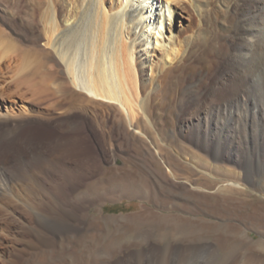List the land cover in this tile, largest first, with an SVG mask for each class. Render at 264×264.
<instances>
[{
  "label": "bare ground",
  "instance_id": "obj_1",
  "mask_svg": "<svg viewBox=\"0 0 264 264\" xmlns=\"http://www.w3.org/2000/svg\"><path fill=\"white\" fill-rule=\"evenodd\" d=\"M173 75L185 77L190 89L202 87L203 107L212 106L198 122L179 126L199 141L191 159L164 140L162 133L171 129L158 127ZM37 86L51 89L50 107L57 112L49 118L52 124L68 125L59 134L35 128L42 123L36 115L8 111L17 92L25 87L36 97ZM89 105L114 109L118 126L132 127L155 148L150 157L163 177L181 184L183 194L172 193L173 200L188 196L205 204L220 182L227 184L216 194L224 197L243 193L238 187L245 183L257 185L263 171L255 163L264 157V0H0V106L6 109L0 108V264H24L33 256L55 262L68 227L86 222L67 208L72 210L70 194L82 177L77 167L96 163L84 140L93 130L88 118L99 117ZM96 196L102 200L106 193ZM89 202L95 203L82 196L72 206ZM182 207L196 211L187 202ZM44 210L53 223L45 222ZM245 218L261 222L255 247L219 234L221 227L210 222L148 209L126 218V231L144 243L160 232L159 243L147 242L126 263L116 264H196L201 258L213 263L219 251L220 264H264V206ZM87 222L94 231L105 226L95 216ZM188 223L196 227L190 230ZM187 224L190 234L213 236L217 243L193 245L192 237L188 243H193L176 245ZM103 237L108 238L105 252L116 255L121 236L91 235L96 243ZM98 246L87 249L86 261L64 251L61 257L69 264H104Z\"/></svg>",
  "mask_w": 264,
  "mask_h": 264
},
{
  "label": "rangeland",
  "instance_id": "obj_2",
  "mask_svg": "<svg viewBox=\"0 0 264 264\" xmlns=\"http://www.w3.org/2000/svg\"><path fill=\"white\" fill-rule=\"evenodd\" d=\"M16 19L14 20L15 27L20 28L21 25H19L20 23H18L19 20ZM175 26L178 27L179 22L175 23ZM5 27L7 26L5 25ZM25 75V78H28L31 77L33 74L29 73ZM33 79L35 78L33 77ZM185 79V77H180L178 75H173L170 79V82L168 84L169 86H167L166 89L165 97L167 101L166 106L164 108L165 110L160 111L159 113L160 119L158 121V127L160 128L161 126L162 129L166 127L165 131L171 129L167 134L162 133L163 137H165L164 140L167 143L171 144V146L175 149V151L179 154L180 157H188L187 159H191L193 153H197L198 148H200L198 143L199 141L196 136L190 133H184L181 128H179V126L185 122H187V124H193L198 122L200 116H204L212 110V106H210L209 104L204 108L202 103L205 99V96L203 94L204 92L202 91L203 88L198 86L190 89L188 88V80ZM35 80L37 81L34 82L33 80V83L39 82L38 77H36ZM9 87L14 92L16 91L15 86L12 82ZM37 88L39 90V94L36 97H34L31 92H29L25 87L22 88L19 92H17L15 96L12 97L13 99L11 98L12 101H8V106H10L8 109L9 113L12 112V114L15 113V115H36L37 117H35L42 123L35 128L44 132L53 131L58 134L61 133L63 130H65V128L68 127V125H53L49 119L51 118V116L53 117V115H56L57 113L55 112L56 110L50 107L51 103L53 102L51 89H41L39 86H37ZM187 93H189L190 95L193 94V98ZM170 101L172 103L171 105ZM197 105L198 107H196ZM20 106L24 108L18 109ZM0 108L3 113H6L5 108L2 109V106H0ZM86 108H90L89 110L94 111L99 116L97 120L88 118V125L91 126L93 130H91V132L87 133L84 136L86 146L90 149L93 156V160L96 163L90 162L84 167H77V170L82 175L80 180L84 182L81 183V181H79L80 183H78V185H80L75 189V191L70 194V200L72 198L73 202L70 206L72 210H70L69 207L67 208L68 212L70 213L72 212L74 214H80L79 216H81V218H83L82 220L86 222H83L84 224H82L81 226L78 223H75L68 227L70 229L69 233L66 234V243L62 244V241L58 242L59 248L57 249V259L55 262L50 261L49 257L46 260H39L37 256H33L26 258L24 264H69L70 261L68 259L61 257L66 252L73 254L77 258L81 257L83 261H86V258H89L90 256L88 254L87 249L93 247L94 244L97 246L99 245V249L103 247L99 252L105 253V255L103 254L104 256H101L104 264H116L118 260L122 261L123 263H126L128 261V258L132 257L137 251L147 248V242L151 245H156L159 243L160 239L158 237H160L162 234L160 232L156 234V238H152L144 243L140 240H137V238L133 237V234H131L132 232L127 233L128 231H126L127 219L135 215L143 214L148 209L154 210L155 212H158L160 214H176L180 217L189 219L191 218V221L203 220L205 222H210L222 228H220L221 230H218L219 234H227L226 236H231L237 241H239L240 239L241 242H251L252 247L257 246V244L262 238V235L259 233L262 228H258L259 225H261V222H255L254 220L245 218V216L247 214L249 215L250 212H252L257 207L264 206V157L262 158L261 156L260 161L258 160L255 163V166H257L256 168H262L260 170L263 171L262 176L259 177L260 181H258L260 184L256 183L257 185H254L252 183H245L244 185L238 187L239 190L244 191L243 193L240 191H234L228 194L229 196L225 197L222 194L217 195L216 192L218 191L220 185L222 186L224 183H226L220 182L219 185H217L218 187H215L216 189H211V193L215 196H213L211 199H208L205 204H203V201H199L192 197L189 198L188 196L185 199L183 198L184 200L182 198L180 200H173L169 198V195L171 196L172 193L175 194V192L177 191L176 193L178 195L183 194L182 190L178 188L181 184H179L178 181H175L169 177H163L160 172V166L156 165L157 163L152 159V157H150V153L155 152V148L151 147L152 145H150V143L146 139L139 136V134H137L132 127L126 126L122 122H119L118 126V122L114 120V109L99 105H89ZM171 137L174 139H172ZM114 157L117 160H114ZM112 170L115 171L114 177L110 174V171ZM126 171H129V173H131L130 176H128L129 174H126ZM133 172L136 173L137 177H133ZM83 173H85L86 175H84ZM125 178L128 179V181ZM212 180L213 179H210V181ZM219 180H222V178H219ZM201 181L202 184L205 182L204 180H200V184ZM143 182H146L145 184L147 186H144ZM95 185L97 187H95ZM126 186L128 188H126ZM98 188H100V191L98 190ZM114 188L117 190L112 193L111 191L112 189L114 190ZM107 190L109 192H107ZM100 192L106 193V196L102 199V203L100 202L102 201L101 199H94V197H97L96 194ZM115 193L117 194L115 195ZM82 196L84 200L95 201V203H86L80 209L76 208L75 206H72L75 205V203L79 202L80 199H82ZM229 198L231 201H234L231 202L230 200H228ZM164 201H166L165 203H167V206L165 207L162 206ZM186 202L193 208V210H196L194 211L195 213L191 211H185V208L182 206H184ZM47 212L48 211L44 210L41 213L43 218L46 215L50 216V212ZM85 214H87V216ZM84 215L86 216V218L84 217ZM47 216L44 218L46 221H44L46 223H53L54 220H50L51 217ZM93 216L100 218L101 222L105 224L103 229L94 231V229L90 227L87 221L90 217ZM47 218L50 220L49 222L47 221ZM188 224L185 226L186 229L184 230V234H182L177 240H175L176 245L182 247L193 242L195 243H193V245H198L199 243L201 244L203 241H206V243L208 244L214 245L217 243L214 240L213 236L206 237L208 240L207 241L206 238L200 239L201 236H199V234H197L198 236L190 234V230H193V228H195L196 226L194 225V223H191L189 225V227L191 226L190 229L189 227L187 228ZM144 228L147 227L144 226ZM122 229L125 230L123 231ZM101 233H105L107 235L118 234L121 236L117 245L119 249L116 255L113 256L105 252V246L108 242L107 237H103V239H101L97 243L93 240V238H91L92 234L101 235ZM192 237L194 239L193 242L191 241L188 243V240L192 239ZM204 242L202 244H206ZM241 253L244 254L245 252L241 251ZM221 254L222 251H219V255L217 256L216 262L211 263L209 260L201 258L196 264H220V262L222 261ZM84 263L90 264L88 262H83L81 264Z\"/></svg>",
  "mask_w": 264,
  "mask_h": 264
}]
</instances>
